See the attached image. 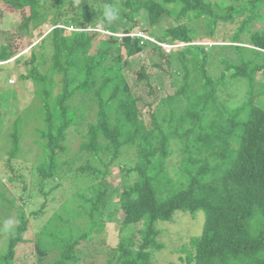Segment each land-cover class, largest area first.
Returning a JSON list of instances; mask_svg holds the SVG:
<instances>
[{
	"label": "trees",
	"instance_id": "16d2710c",
	"mask_svg": "<svg viewBox=\"0 0 264 264\" xmlns=\"http://www.w3.org/2000/svg\"><path fill=\"white\" fill-rule=\"evenodd\" d=\"M116 1L118 18L108 24L90 0H0V19L7 7L21 9L14 28L0 20V31L7 35L0 43V61L30 44L28 39L19 42L18 33L31 36L46 21L52 26L29 47L28 56L15 58L24 66L19 79L27 83L20 107L15 96L12 104L9 95L0 97V148L8 146L1 142L5 133L11 139L6 165L22 176L28 215L42 211L47 195L66 174L96 179L64 198L37 231V264L77 262L79 240L101 230L105 213L109 217L118 209L122 229L141 224L139 242L134 248V234H125L113 262L103 264H149L152 251L163 247L156 224L170 221L176 212L194 217L198 210L204 220L200 234L182 248L186 264H264V82L256 78V73L264 76V0H105V7ZM162 16L173 22L147 51L159 60L153 65L166 73L172 71L174 52L181 77H170L159 87L143 63L132 69L122 60L121 49L130 59L140 55L143 36L130 32L140 18L153 24ZM183 18L205 20L209 38H215L219 21L237 26L222 37L223 43L199 44L194 27ZM93 19L112 33L121 29L122 35H105L103 45L91 52L95 32L64 33L66 23L85 28ZM163 42L182 45L166 51ZM128 75L144 81V94L133 92ZM239 82L245 84V99L234 104L228 98L235 94L227 91ZM147 96L155 98L154 106ZM33 121L40 124L29 126ZM27 133L37 138L35 146L22 149L20 140ZM69 133L80 134L76 147L69 144ZM21 151L33 152L29 173L34 188L21 166H10ZM127 151L132 158L121 165L119 184L108 186L104 177ZM76 160L80 164L74 167ZM109 192L118 197L113 208ZM22 211L14 226L3 227L6 246L0 264L14 261L16 246L28 240ZM53 248L56 256L43 259Z\"/></svg>",
	"mask_w": 264,
	"mask_h": 264
},
{
	"label": "rangeland",
	"instance_id": "374dc122",
	"mask_svg": "<svg viewBox=\"0 0 264 264\" xmlns=\"http://www.w3.org/2000/svg\"><path fill=\"white\" fill-rule=\"evenodd\" d=\"M92 3V7L94 9H105V0H90ZM114 7L118 10L121 9V5L118 1H116ZM19 7L12 6L11 8L6 9L2 19L4 22L7 23L8 26L11 28L19 23L21 20V9H17ZM139 11L137 14H140ZM0 19V20H2ZM182 21L186 22L187 24L191 25L195 29V42L199 44H211V43H223L222 37L227 36L228 33L232 32L234 27L237 26V23L232 21L227 22H218L216 28L214 30L215 38H209L206 36L207 28H206V21L202 18L198 20H187L185 18ZM1 22V21H0ZM173 22L169 16H162L159 21L150 24L146 20V18H140L137 23V28L130 33L132 35H142L140 37L139 43L145 45V50L140 53V55H135L131 59L124 57L123 49L122 50V60H127L129 66L132 69L138 68L140 64H144L147 66L149 71H152V80L156 83L157 86H161L162 82L170 83V77L172 79H176L177 81L180 79L181 74L179 72V65L176 63L174 52H172V71L166 73L164 70L160 69L159 67H155L153 63H158V58L153 55L149 54L147 51L149 46L156 44L157 36L161 35L166 28L167 24ZM264 24V23H263ZM65 27V32L68 34L71 30V24L66 23L63 25ZM51 22L46 21L41 25H37L32 30L31 36L27 35H20L16 37V39L20 42L22 40L30 41L28 46L21 49L19 53L15 54L9 61L3 63L2 69L0 70V97L4 99V96L9 95L7 97L8 103L12 104L15 103L14 98H17L18 107H20L22 97L25 95L24 86L27 84L24 80H20L19 73L23 65L16 62L18 55H21L20 61L24 58V56H28L30 49L29 47L34 43L38 42L48 30L51 29ZM100 23L98 19H93L90 25H88L86 30L90 32H95V38L92 41V45L89 51L95 52L97 51L103 44V40L105 39V35L113 34L116 37H120L122 35L121 29L112 33L108 30H101ZM1 28V27H0ZM14 28V27H13ZM146 30V31H145ZM23 33V29L19 31ZM134 32H136L134 34ZM6 34L0 31V43L6 38ZM26 41V42H27ZM165 50L168 51L169 49H175L182 45L181 43H173L168 44L166 42L161 43ZM117 51H113V55H116ZM19 61V62H20ZM162 62V60H161ZM23 69L22 71H24ZM128 82L133 87V92L138 91L139 94L142 95L148 89L145 87L144 81L134 80L133 77L130 75L126 76ZM257 80H260L261 83L264 82V76L260 73H256ZM168 86V85H167ZM244 82H239L234 86L229 87L227 92H232L235 95L231 98H228L231 103L238 104L245 99L244 94ZM156 88V87H155ZM169 90H172V87L169 85ZM8 91V92H7ZM15 96V97H14ZM225 96V95H223ZM14 97V98H11ZM226 97V96H225ZM144 98V97H143ZM227 98V97H226ZM147 103L152 102V105L156 104L155 98L147 96ZM147 108V107H146ZM143 108V111L146 110ZM8 118V116H7ZM34 122V121H33ZM30 123L29 126H34L40 123ZM7 131L4 127L2 132ZM2 137V143L5 142L4 145L10 146L11 139L9 135H5ZM69 144L71 146H77L79 141L81 140L80 134L69 133ZM37 138L30 133H27L22 137L20 140V145L22 149H26L28 146H35V141ZM6 140V141H5ZM8 146L0 148V191L4 192L2 197L0 196V253L5 251L6 242L4 241V230L3 227L6 226V222L11 219L14 221V226L17 222V214L19 208H22V212H25V217L27 220V228L23 232V238L28 239L27 241L19 242L15 248V259L10 264H37V253L34 248V239L36 236L37 231L40 229L42 224L48 219V217L52 214V212L57 208L64 198H67L71 195V193L77 189L78 187H84L88 185L90 182L95 180H88L87 178L77 179L71 173L66 174V177L62 178V183L60 186L54 187L52 191L49 192L47 195V199L45 200V206L43 207L42 211H39L38 215H28V210L31 207L28 202L27 189H23V181L22 176L19 175V171H10L7 167V159L8 155L6 154V149ZM125 155L118 164L112 165L110 167V174L104 177V182L110 186L114 187L119 184L120 178V168L121 165L125 160H130L132 158V152H124ZM33 152H23L21 151L19 158L11 159L10 166L18 164L23 168L24 176L29 179L30 185L29 187L34 188L36 185V180L33 181L31 178L30 172V163H32ZM176 152L174 153V156ZM61 157L60 159H63ZM173 158V157H172ZM179 159H175L174 162L171 164L173 167L177 164ZM80 163L78 160L75 161L74 167L78 166ZM18 177H17V176ZM34 179L35 175L32 174ZM9 176H16L14 177L13 181H9ZM32 179V180H31ZM54 185L48 183L44 186V190L48 191L50 187ZM112 193L109 192V197L111 198ZM7 198L11 203H8L4 200ZM118 198V197H117ZM117 198L113 195L112 199H109V207L113 208L116 205ZM43 201L42 197H40L35 205ZM30 202V201H29ZM32 203V201H31ZM27 206V207H26ZM195 216L192 217L189 213L183 212H176L173 218L170 221H160L156 224V227L159 229V233L156 235V239L163 244V247L155 249L152 251V255L149 259V264H186V254L185 249L189 247V239L192 236L200 234L203 220H204V213L200 210L196 211ZM122 215L120 209L117 210L116 213H112L109 217L106 216L104 219V226L99 231H92L90 233L89 238H84L79 240L77 246L80 248V252L78 254L81 258L75 262L74 264H103L105 261L110 259L113 262L115 259L113 256L118 253L117 245L120 242L121 238L124 237L125 234L133 233L134 234V248H136V243L139 242V232L137 231L140 228L141 224H133L128 227H124L122 229L120 225ZM57 250L53 248L52 250L46 252V255L43 259L51 260L56 256Z\"/></svg>",
	"mask_w": 264,
	"mask_h": 264
},
{
	"label": "clouds",
	"instance_id": "9594fccd",
	"mask_svg": "<svg viewBox=\"0 0 264 264\" xmlns=\"http://www.w3.org/2000/svg\"><path fill=\"white\" fill-rule=\"evenodd\" d=\"M118 18V10L112 6V5H108L105 7L104 11H103V19L108 23V24H111L113 23L114 21H116ZM101 28V27H100ZM72 30H86V28H72ZM101 30H103L101 28ZM88 31V30H87ZM163 46V45H162ZM164 47V46H163ZM19 56V55H18ZM17 56V57H18ZM13 57V56H12ZM11 57V58H12ZM11 58L5 60V61H0V65L2 66L3 63H6L7 61H9ZM14 224V221L9 219L7 222H6V227L7 228H11L12 225Z\"/></svg>",
	"mask_w": 264,
	"mask_h": 264
}]
</instances>
